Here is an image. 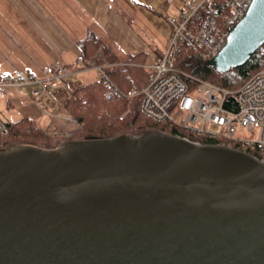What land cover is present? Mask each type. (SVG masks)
I'll return each instance as SVG.
<instances>
[{
	"label": "water",
	"instance_id": "obj_1",
	"mask_svg": "<svg viewBox=\"0 0 264 264\" xmlns=\"http://www.w3.org/2000/svg\"><path fill=\"white\" fill-rule=\"evenodd\" d=\"M263 45L252 0L209 63ZM0 264H264V161L157 131L1 150Z\"/></svg>",
	"mask_w": 264,
	"mask_h": 264
},
{
	"label": "built area",
	"instance_id": "obj_2",
	"mask_svg": "<svg viewBox=\"0 0 264 264\" xmlns=\"http://www.w3.org/2000/svg\"><path fill=\"white\" fill-rule=\"evenodd\" d=\"M251 3L252 0L184 1L180 14L169 18L171 33L165 52L143 66L150 73L148 84L132 90L128 96L142 97L141 111L154 122L173 126L197 138L231 142L242 147L239 150L250 148L261 157L252 156L264 161V69L238 90L229 91L178 68L181 53H194L201 61H212ZM97 70L108 80L103 67L82 60L74 66L59 62L46 66L41 70V77L19 70L13 74L0 71V95L6 97L11 91L31 87L34 99L38 100L44 94L59 90L67 79ZM114 91L108 93V98ZM228 100L237 108L227 107ZM245 128L251 132L257 130V137L236 135L239 129ZM7 133V123L0 118V134ZM218 145L233 147L222 142Z\"/></svg>",
	"mask_w": 264,
	"mask_h": 264
},
{
	"label": "crops",
	"instance_id": "obj_3",
	"mask_svg": "<svg viewBox=\"0 0 264 264\" xmlns=\"http://www.w3.org/2000/svg\"><path fill=\"white\" fill-rule=\"evenodd\" d=\"M184 1L0 0V71L13 74L19 70L41 77L42 68L56 62L74 66L82 60L101 67L98 60L114 56L124 60L140 53L147 55L146 65L151 64L165 52L171 33L169 18L180 14ZM119 12H141L147 27L141 32ZM89 36L101 42L92 59L84 57L81 44ZM161 39L164 44L160 46ZM29 88L0 96V111L10 113L3 120L9 123L28 118L48 132L59 128L64 134L73 133L64 106L78 88L67 79L56 92L42 95L39 101L44 111L33 106L36 99Z\"/></svg>",
	"mask_w": 264,
	"mask_h": 264
},
{
	"label": "trees",
	"instance_id": "obj_4",
	"mask_svg": "<svg viewBox=\"0 0 264 264\" xmlns=\"http://www.w3.org/2000/svg\"><path fill=\"white\" fill-rule=\"evenodd\" d=\"M81 44L84 57L92 59L101 42L89 36ZM147 60L145 53L129 55L124 60L117 56L98 60L97 64L104 68L108 80L101 76L92 83L80 86L64 106L67 115L76 119L79 124H84L82 128L66 136L50 133L28 118L6 122L8 133L0 134V151L18 146L53 150L67 142L110 140L121 136L140 137L150 131L185 137L203 145L222 142L232 144L236 149L242 148L227 141L197 138L181 129L154 122L146 117L141 111L142 97L130 98L128 95L132 90L141 89L148 84L150 73L143 67ZM178 68L223 89L236 91L254 74L264 69V45L246 64L229 71L218 70L209 62L201 61L194 53L179 54ZM113 90V95L108 98V93ZM227 107L236 109L237 105L228 100ZM246 152L261 157L250 148Z\"/></svg>",
	"mask_w": 264,
	"mask_h": 264
},
{
	"label": "rangeland",
	"instance_id": "obj_5",
	"mask_svg": "<svg viewBox=\"0 0 264 264\" xmlns=\"http://www.w3.org/2000/svg\"><path fill=\"white\" fill-rule=\"evenodd\" d=\"M120 16L125 19L127 22L129 23H133L134 22V25L133 27H137V28H140L141 29V32H143V26L144 27H147V23H146V20H145V16L141 13V12H129V13H126V12H119ZM149 26H152V24H150ZM134 30V29H133ZM132 30V31H133ZM134 32V31H133ZM135 36L136 38H138V36L140 37V35H138L137 33H135ZM146 42V41H145ZM164 44V40L161 39L160 41V46ZM152 53H155V50L154 48L151 49ZM101 77L100 73L98 71H87V72H83L81 74H79L78 76H75V77H71L69 78V84L70 85H73L75 86V88H79L80 86L82 85H86V84H89V83H92L93 81L99 79ZM30 88L29 87H25L23 89V91H29ZM1 96V95H0ZM4 97V96H3ZM5 98V97H4ZM40 99H38V101L36 102V100L33 101V103L35 105V107H38L39 110H42L44 111L45 110V107L42 106L41 104V101H39ZM39 102V103H38ZM34 107V108H35ZM14 114V113H13ZM10 115V113H6V112H1L0 111V118L3 120L4 118H8ZM70 118V130L71 131H76L77 129H79V125H84V124H79L76 119L72 118V117H68ZM73 121H75L76 123H73ZM69 123V122H68ZM79 125H78V124ZM152 132V131H150ZM257 130L256 131H253L251 132L250 130H248L247 128L245 129H239L238 132L236 133V135L238 136H245L247 138H256L257 137ZM50 133H53V134H57V135H60V134H63V135H66V136H69L71 134H64L62 133V130L59 129V128H55L52 132ZM141 137V136H140ZM143 137V136H142Z\"/></svg>",
	"mask_w": 264,
	"mask_h": 264
},
{
	"label": "bare ground",
	"instance_id": "obj_6",
	"mask_svg": "<svg viewBox=\"0 0 264 264\" xmlns=\"http://www.w3.org/2000/svg\"><path fill=\"white\" fill-rule=\"evenodd\" d=\"M200 141V140H199Z\"/></svg>",
	"mask_w": 264,
	"mask_h": 264
}]
</instances>
